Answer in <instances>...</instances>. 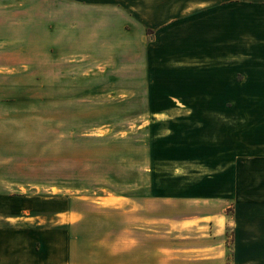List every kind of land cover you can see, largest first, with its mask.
<instances>
[{
  "label": "rangeland",
  "instance_id": "1",
  "mask_svg": "<svg viewBox=\"0 0 264 264\" xmlns=\"http://www.w3.org/2000/svg\"><path fill=\"white\" fill-rule=\"evenodd\" d=\"M12 2L40 28L26 54L38 45L39 57H22L24 91L0 109V183L73 197L84 215L73 228V264L200 262L206 254L184 248L211 228L177 222L230 211L223 123L209 126L187 109L155 122L151 105L181 106L173 92H150L174 89L170 79L146 76L143 57H96L91 46L81 57L80 40H65L85 21L81 10L60 0ZM1 82L16 86L13 77Z\"/></svg>",
  "mask_w": 264,
  "mask_h": 264
},
{
  "label": "crops",
  "instance_id": "2",
  "mask_svg": "<svg viewBox=\"0 0 264 264\" xmlns=\"http://www.w3.org/2000/svg\"><path fill=\"white\" fill-rule=\"evenodd\" d=\"M12 1L0 0V109L9 93L24 91L22 57H39L38 45L26 54L31 31L39 39L40 28ZM60 1L84 14L65 33V40H80L81 57L88 46L96 57H143L146 76L170 79L174 89L150 92H173L181 106L151 105L155 122L187 109L209 126L223 123L230 211L177 222L178 229L195 222L212 230L184 248L206 254L194 264H264V0ZM8 77L15 79L11 89L1 82ZM13 186L0 183V264H73V228L84 216L73 197Z\"/></svg>",
  "mask_w": 264,
  "mask_h": 264
}]
</instances>
